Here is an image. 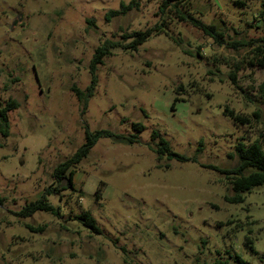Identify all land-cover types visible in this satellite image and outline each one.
Returning <instances> with one entry per match:
<instances>
[{"label":"rangeland","instance_id":"rangeland-1","mask_svg":"<svg viewBox=\"0 0 264 264\" xmlns=\"http://www.w3.org/2000/svg\"><path fill=\"white\" fill-rule=\"evenodd\" d=\"M130 1L0 0V107L16 103L0 133V264H264V183L232 203L228 180L208 167H235L239 141L264 150V70L250 43L264 30V0H189L182 11L214 25L217 41L160 12L162 0L105 19ZM155 24L166 33L104 57L84 105L73 88L89 85L95 48ZM85 128L136 139L98 137L72 185L57 184L53 169ZM152 132L186 160L157 156ZM54 186L46 197L60 217L16 215ZM83 212L100 233L76 218Z\"/></svg>","mask_w":264,"mask_h":264},{"label":"trees","instance_id":"trees-1","mask_svg":"<svg viewBox=\"0 0 264 264\" xmlns=\"http://www.w3.org/2000/svg\"><path fill=\"white\" fill-rule=\"evenodd\" d=\"M189 0H162L159 5V11L164 13L167 10L173 12L178 20L191 24L193 27L200 30L203 34L211 35L216 41L222 37L220 31H216L214 25L204 24L201 20L195 18L192 14L186 11H182V7L187 4ZM239 3V2H237ZM138 3L135 0H131L128 4L121 3L120 8L117 10H110L106 13L105 19L108 21L112 16H118L127 13V11L137 8ZM166 33L164 30V24H155L150 28L144 30H136L123 38L128 41L127 44H123L119 41H113L111 39L104 40L98 45L91 57L88 69L90 74V83L84 91L77 88H73L76 97L79 100H83V104L86 105L89 97L93 95V90L97 84V67L103 62L104 57L111 55L112 50L115 48H123L126 50H136L137 47L146 41L150 36L154 34ZM251 44L257 43L255 47L256 54V66L264 70V30L261 36L257 39L252 40ZM231 79L235 82V74H231ZM181 87V86H179ZM16 106L15 101L9 100L6 104L0 107V133L7 135L8 133V111ZM224 114L229 116L232 120L239 124H247L250 122L249 117L235 113L227 106L224 108ZM257 112H253V116L257 117ZM132 128L136 133L143 130L141 123H133ZM105 136L111 137L118 142L132 143L136 139V135H130L125 137L123 135L113 134L107 130H97L89 132L85 128V139L84 142L75 150V152L65 160L59 162L53 169L52 177L57 184L62 181H66L69 186L72 185V176L74 169L77 164L88 155L90 149L94 146L98 137ZM152 139H157L155 152L157 156L161 157L166 155L168 158H175L180 161L186 160L182 155H179L169 149L168 142L163 138L159 137L157 132H152ZM235 151L238 157V163L231 169H219L215 166H208L216 171L224 174L228 180L230 187L233 191L232 196L226 197V200L232 203L242 201V194L250 191L253 187L262 185L264 183V150L258 140L250 144H244L239 141L235 146ZM57 186L46 188L42 195L33 201L26 203L17 213L18 217H28L33 215L36 211L50 212L55 216H61L58 207L53 206L47 201V195L54 194L57 191ZM3 202V198L0 196V205ZM77 219L81 220L82 223L90 229L91 232L100 233V229L95 224L94 218L89 212H83L76 216ZM33 231H42L43 226L33 227L28 225ZM240 261V259H238ZM242 262V261H241ZM216 264H229L228 260H217Z\"/></svg>","mask_w":264,"mask_h":264}]
</instances>
